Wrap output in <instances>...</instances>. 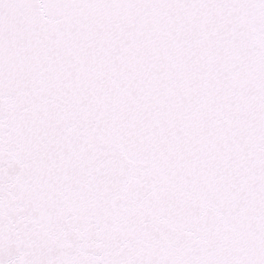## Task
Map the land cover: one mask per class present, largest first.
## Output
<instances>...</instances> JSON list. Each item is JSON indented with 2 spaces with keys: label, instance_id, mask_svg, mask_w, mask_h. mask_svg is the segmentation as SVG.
<instances>
[{
  "label": "snow or ice",
  "instance_id": "snow-or-ice-1",
  "mask_svg": "<svg viewBox=\"0 0 264 264\" xmlns=\"http://www.w3.org/2000/svg\"><path fill=\"white\" fill-rule=\"evenodd\" d=\"M0 264H264V0H0Z\"/></svg>",
  "mask_w": 264,
  "mask_h": 264
}]
</instances>
